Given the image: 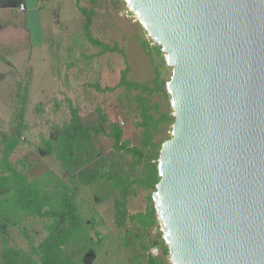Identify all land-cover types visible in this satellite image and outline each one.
Returning <instances> with one entry per match:
<instances>
[{"label":"rangeland","instance_id":"obj_1","mask_svg":"<svg viewBox=\"0 0 264 264\" xmlns=\"http://www.w3.org/2000/svg\"><path fill=\"white\" fill-rule=\"evenodd\" d=\"M139 23L124 0H0V133H14L17 107L25 98L21 140L9 158L28 179L45 175L72 186L81 228L66 252L78 264H139L147 255L172 264L158 220L144 228L129 216L117 217L119 193L103 177L109 169L132 176L141 169L132 165L131 155L114 150L112 138L103 133L116 123L122 140L139 145L136 96L152 113L172 110L165 89L171 67ZM72 110L91 128L96 150L91 163L97 160L98 173L87 184L55 155L59 128ZM170 135L171 124L161 122L155 138ZM153 191L131 184L126 212L144 211ZM45 223L38 216L0 222V250L3 245L22 248L37 260L34 247L45 235Z\"/></svg>","mask_w":264,"mask_h":264},{"label":"water","instance_id":"obj_2","mask_svg":"<svg viewBox=\"0 0 264 264\" xmlns=\"http://www.w3.org/2000/svg\"><path fill=\"white\" fill-rule=\"evenodd\" d=\"M171 67L151 194L172 264H264V0H124Z\"/></svg>","mask_w":264,"mask_h":264},{"label":"trees","instance_id":"obj_3","mask_svg":"<svg viewBox=\"0 0 264 264\" xmlns=\"http://www.w3.org/2000/svg\"><path fill=\"white\" fill-rule=\"evenodd\" d=\"M121 81L129 87H137L134 83ZM135 100L140 107L139 145L134 146L129 141L122 140V130L116 123H109L107 131L103 129V133L112 138L114 150L131 155L134 158L132 165H140L141 169L136 176L123 170L117 173L114 169H109L103 173V177L119 193V197L114 200L116 216H129L139 226L146 228L154 225L157 220L153 203L150 202L144 211L128 214L124 198L131 184L155 189L159 180L156 160L163 142L155 138V133L161 122L172 124L173 116L171 112L152 113L149 104L141 96H136ZM19 103L17 119L15 115L13 121L14 133H0V187L3 188L0 193V222L10 220V224H15L24 217L38 216L45 218L47 223L43 226L44 237L34 247L37 260L22 248L3 245L0 264H78L66 252V247L81 228V217L74 202L72 186L58 178L55 182L49 180L45 175L28 179L10 161V154L21 140L25 98ZM73 112L74 110L70 119L59 128L55 155L73 177L87 184L97 176L99 165L97 160L91 163L96 154L91 128L83 124ZM149 200L152 201L151 196ZM165 252H168L166 245ZM139 264L159 263L152 255H147L146 260Z\"/></svg>","mask_w":264,"mask_h":264}]
</instances>
